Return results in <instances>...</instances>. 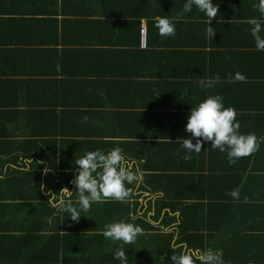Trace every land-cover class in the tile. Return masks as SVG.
I'll return each mask as SVG.
<instances>
[{"label":"crops","instance_id":"obj_1","mask_svg":"<svg viewBox=\"0 0 264 264\" xmlns=\"http://www.w3.org/2000/svg\"><path fill=\"white\" fill-rule=\"evenodd\" d=\"M185 3L0 0V93L9 92L6 105L50 104L59 108L57 116L68 115L59 123L71 133H88L92 124L94 139L104 140L109 150L122 148L134 170L143 167L145 155H150L152 168L169 161L178 167L184 161L165 158L161 147L171 136L165 124L184 115L179 104L199 99L189 84L190 74H200L204 68L224 75L240 72L254 80L251 90L264 95V51L256 50L248 23L256 18L264 27V17L254 8L259 0H215L219 12L210 24L213 38L206 32L208 18L195 6L175 19ZM156 16L172 20L174 36L159 35ZM27 83L34 89L23 87ZM29 90L46 94L39 100L32 97L34 92L26 96ZM173 124L178 128L177 122ZM173 152L179 154L177 149L168 154ZM193 182L185 178L182 184ZM245 189L252 193L250 185ZM19 198L0 196V264L64 262L66 227L59 215L63 211L47 204L49 197ZM187 198L204 206L208 202L207 197ZM148 199H160V204L164 200L158 191L146 190L137 195L138 207ZM252 213L248 202H242L233 214Z\"/></svg>","mask_w":264,"mask_h":264},{"label":"trees","instance_id":"obj_2","mask_svg":"<svg viewBox=\"0 0 264 264\" xmlns=\"http://www.w3.org/2000/svg\"><path fill=\"white\" fill-rule=\"evenodd\" d=\"M212 2L214 4L215 0ZM217 74L219 83L211 88L200 86V80L214 79ZM190 76L194 97L198 95L199 99L194 104L183 100L179 107L184 115L163 124L165 132L171 130V136L163 140L161 147L165 158H179L184 162L178 167L169 161L163 167L152 168L148 165L150 155H145L140 168L143 179L126 185L131 189L126 202L108 199L92 203L89 211H80L78 222L61 210L63 214L59 215L66 227L62 238L67 246V257L61 264H121L114 258V252L122 242L105 239L102 235L105 224L117 221L133 223L143 229L134 243L123 244L128 264H172L174 250L178 254L195 249L221 253L224 264H264V95L250 89L254 80L230 83L229 75L215 72L214 68L210 71L204 68L202 73L194 72ZM28 85L23 87L34 89ZM32 92V97L39 100L46 94L29 90L25 95ZM212 95H221L224 107L236 110L241 134L255 133L259 141L258 151L239 158L231 166L227 152L212 149L210 142L205 141L200 152L190 153L188 160L183 158L185 150L177 142L178 138H191L196 142V138L185 131L188 115L192 107ZM8 98L9 92L0 93V196L12 194L19 199H45L48 196L40 190L43 183L54 194L67 187L74 193L71 197L74 206L79 208L75 203L77 189L71 183L79 171L75 160L88 151H109L104 147L105 141L94 139L92 124L88 133L65 130L59 122L68 115L57 116L59 108H52L50 104L49 107L47 103L33 101L23 106L19 103L6 105ZM174 122L179 124L178 128H172ZM174 149L179 154L173 152L170 156L168 152ZM185 178L195 182L183 185ZM247 185L251 186L252 193L246 192ZM186 188L195 190L187 192ZM235 189L239 190L238 199L228 195ZM146 190L158 191L164 200L160 204V199H148L144 207H138L137 195ZM191 196L198 201L207 197L208 202L204 206L186 201ZM245 198L253 213L233 214L240 203L246 202ZM136 207L143 210L138 211Z\"/></svg>","mask_w":264,"mask_h":264},{"label":"clouds","instance_id":"obj_3","mask_svg":"<svg viewBox=\"0 0 264 264\" xmlns=\"http://www.w3.org/2000/svg\"><path fill=\"white\" fill-rule=\"evenodd\" d=\"M195 6L200 12L208 18L206 32L213 38L215 29L210 24L212 19L216 18L219 12V6L214 5L212 0H186L183 5L182 13L175 18L180 20L183 13L190 12ZM254 8H258L261 16L264 17V0H259ZM155 27L162 37L175 35V24L168 17L156 16L153 18ZM252 25L250 33L255 41V48L258 51H264V31L262 21L253 18L248 21ZM247 77L240 72L235 76L229 73L228 81L230 83L246 82ZM220 82L219 74L211 80H200L202 88H211L214 84ZM238 113L231 107H224L223 97L221 95L208 96L197 106L192 107L185 131L191 133L196 138L193 143L191 138H178V143L185 150L184 159H191L190 153L200 152L205 141L211 143L212 149H219L221 152H227L229 165H234L239 158L252 155L259 150V141L255 133L241 134L240 124L236 121ZM88 118L84 117L86 121ZM78 165V174L71 181L77 191L76 204L74 206L71 197L74 194L67 187L62 188L58 194L47 190L46 185H40V190L44 191L49 197L47 204L54 208L61 209L70 214L73 221H79L80 211L87 212L90 210L92 203L101 202L102 200H115L126 202L131 196V189L126 185L138 183L143 179V171L138 167L133 170L132 163L125 160L123 150L115 147L107 152L102 150L88 151L83 156L75 160ZM47 170L45 171V174ZM234 199L239 198V190L235 189L228 193ZM65 197H68L66 200ZM247 202V198H245ZM143 233L139 225L117 221L107 223L104 226L102 235L105 239L112 241H121V247L114 252V258L119 259L121 264H128V256L123 250V244H132L138 235ZM163 258V257H162ZM172 264H224L222 254L214 252L211 249L201 251L184 250L177 254L171 255Z\"/></svg>","mask_w":264,"mask_h":264},{"label":"built area","instance_id":"obj_4","mask_svg":"<svg viewBox=\"0 0 264 264\" xmlns=\"http://www.w3.org/2000/svg\"><path fill=\"white\" fill-rule=\"evenodd\" d=\"M140 30H141V32L143 33V26H141Z\"/></svg>","mask_w":264,"mask_h":264}]
</instances>
